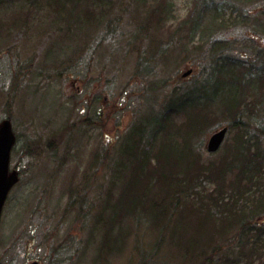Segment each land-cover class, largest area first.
Wrapping results in <instances>:
<instances>
[{
    "label": "rangeland",
    "instance_id": "374dc122",
    "mask_svg": "<svg viewBox=\"0 0 264 264\" xmlns=\"http://www.w3.org/2000/svg\"><path fill=\"white\" fill-rule=\"evenodd\" d=\"M76 2L66 4L58 18L47 0H0V122H13L18 141L12 162L21 171L1 221L0 249L7 253L2 262L25 264L28 257L47 264H206V257L220 249L210 264H264V217L243 231L227 223L224 236L210 233L217 224L223 230L224 224L213 225L216 215L225 205L230 214L238 198H230L236 190L228 181L246 184L238 174L235 178L234 159L244 145L237 131L229 133L218 154L206 150L209 137L230 116L218 106L220 99L200 100L208 102L205 113L211 116L209 126L194 136L203 141L205 156L194 152L193 158L201 160L192 158L178 171L196 178L185 197L186 220L179 225L182 246L176 247L172 234L166 249L157 246L154 226L122 220L123 212L111 222V210L101 209V198L108 199L104 193L111 194V208L120 191L133 185L136 173L130 172L143 156L154 163L165 144H184L185 131L177 127L188 116L178 112L167 119L164 113L174 92L182 96L202 79L197 61L210 53L195 48L219 39L233 58L244 61L262 50L258 65L264 68V0ZM133 33L140 34L133 39ZM105 35H110L107 40ZM141 54L154 61L156 70L142 72ZM219 54L218 59L225 57ZM248 68L235 71L242 79ZM190 69L193 74L184 78ZM232 73L231 68L226 79ZM251 85L243 101L255 95L258 86ZM202 111L201 106L193 110L195 116ZM260 112L264 115V108ZM257 145L264 147L261 141ZM214 164L229 170L228 184L214 195L224 196L226 203L208 212L206 205H213L207 197L216 184L201 167ZM155 165L160 166L158 160ZM166 186L156 193L168 201L172 191ZM135 188L139 191L142 183ZM20 236L31 243L12 240Z\"/></svg>",
    "mask_w": 264,
    "mask_h": 264
},
{
    "label": "trees",
    "instance_id": "16d2710c",
    "mask_svg": "<svg viewBox=\"0 0 264 264\" xmlns=\"http://www.w3.org/2000/svg\"><path fill=\"white\" fill-rule=\"evenodd\" d=\"M81 1L82 0H77L76 5ZM71 2H73V0H47V4L55 9L58 18L61 16L66 4H70ZM218 2H220V0H218ZM219 11L220 9L213 12L214 16H218ZM245 11H249V9L245 8ZM85 13L89 14L87 11H85ZM203 15L204 13H202L201 17ZM114 26L115 25L107 30L110 35L114 33ZM139 34L140 33H133L130 37L134 39ZM110 35H105L103 38L107 40ZM207 46L209 47L206 50ZM203 48L210 54L207 56V60L202 61L199 59L197 61V66L201 68L203 73L201 81L194 84L193 89L189 90L187 93L184 92L186 94L182 96L178 97L176 92H174V96L170 99L168 104L165 105L166 113H164V117H167V119L178 112H184L188 116V120L187 118L185 119L184 125L177 127L178 130L185 131L183 137L185 140L182 147L177 145L174 146L171 143L165 144L161 149L162 151L160 150L159 157H156L154 163H149L144 156L141 161H137L135 167H133V170L130 172V174L136 173L134 177L135 181L128 190L124 188L120 191L119 196L121 195V199L118 196L119 198L114 202V204L117 203V205L108 208V202L113 204L109 197L111 194L104 193V195H108V199L105 197L101 198L105 200L103 203L105 206L101 207V209L107 208L106 210H111V216H113L111 217V222L118 220L119 214L122 212L124 213L122 220H126L127 218L130 220L133 219L136 222H147L149 226H154L158 229V233L156 234V245H164V249L167 247L165 242L168 241L167 236L170 234L176 239V247L177 245L182 246V243H180L177 237L181 233L179 225L182 221L186 220L187 214L184 209V207H186V196L192 188L193 181L196 179L193 176H185L182 173L184 170L182 172L178 171L188 167L189 161L193 158L194 152H197V155L199 156H205L204 150L201 146L203 141L199 137L194 136L204 127L207 128L209 126L211 123V116H208L205 113V108L207 107L208 102L202 105L200 100L211 102V100L220 99L221 103L218 106L227 110V113L230 115L226 122H222L230 127L231 132L237 131V139L241 135L240 140H244V145H242L234 159L238 162L235 178L238 174L240 181L246 183L244 187L240 184L230 183L231 181H228L229 184L226 183V177L229 170H226L223 165L220 166L219 164H214V166L209 169L201 167L204 176H206V170L211 172L210 179L214 180L216 184L215 188L212 189V192L209 191L210 193L207 197V202L213 205L211 207L206 205L208 212L211 211L212 207L214 211H217V209L221 208L226 203L224 196L214 198L215 192H221L225 184L231 185V187L236 190L235 195L230 196V198L234 196L238 197L236 202H233L234 207L229 210L230 214H228V211H225V205L223 206L224 209L222 212L216 215L219 220L213 216L210 217V219L218 220L213 223V225H216L218 222L219 224H224L223 230H218V224L216 227L209 225L210 233L214 231L215 234H221L224 236L227 223H234L239 231H243L245 227L253 223L256 224L257 219L264 217V191H260V188L264 187V147L260 145L256 146V142L259 141L264 144V115L260 112V110L264 108V105H260V103H264V68H261L258 65V61L261 59L262 50H259L254 58L250 60V66H248L249 68L245 71L246 73L241 74L243 77L241 79L238 72L235 71V68H238L239 66L246 68L245 63L247 61L233 58L230 54V50L223 49L219 39L212 38L205 46H202L201 49H195L202 51ZM220 50H222V52H219ZM217 51L221 56L223 55L225 57L218 59L217 55L219 53L217 54ZM163 52L164 51H161L159 53V58L162 57L161 54ZM140 63V67L143 70L142 72H145L148 69L156 70L154 61H150L149 57L144 54H141ZM208 63L211 64L210 69ZM231 68L233 73L229 74L226 79L225 76H227L228 70ZM251 83H254V86H258L257 91L249 100L243 101L241 98H245L247 88L252 87ZM257 93L258 95L256 96ZM197 106L203 108V111L201 112L203 114L195 116L193 110ZM194 140H200L201 143L197 144ZM185 153L189 154V156L183 157L182 155ZM173 156L179 157L180 161L178 162L175 160ZM170 157L173 159L172 162ZM168 159L171 160L169 161ZM157 160L160 166L155 165ZM193 160L200 161L201 159L193 158ZM162 161L165 163L164 165ZM240 162L243 163V168H241ZM198 168H200V166H198ZM166 169H171L173 172H168ZM246 170H250L251 173H246ZM212 174H215V176H212ZM141 175H143V177L140 179ZM174 178L176 179L174 180ZM201 179L203 178L201 177ZM137 181L142 183V188L139 191L137 188L133 190ZM163 183L167 184L166 187L172 191V193L167 194L168 201L159 199L157 196L158 194L156 193V189L163 188ZM253 187H257L256 191H253ZM212 198L214 199L211 200ZM183 204L184 206L181 208V205ZM178 216L180 219L179 221H177ZM208 222L209 221L207 220V223ZM183 223L181 225H183ZM174 228L177 230L172 232V229ZM211 228H213V230H211ZM208 240L210 241V237ZM219 250L220 249L216 250L214 253ZM188 251L189 249L187 248L185 253L186 257L189 256L187 255ZM214 253L206 257L208 260L206 264L212 262L214 259Z\"/></svg>",
    "mask_w": 264,
    "mask_h": 264
},
{
    "label": "water",
    "instance_id": "95a60500",
    "mask_svg": "<svg viewBox=\"0 0 264 264\" xmlns=\"http://www.w3.org/2000/svg\"><path fill=\"white\" fill-rule=\"evenodd\" d=\"M191 73L192 71H189L184 76H189ZM228 130L225 127L211 136L208 142L210 153H216L221 148ZM14 143L15 136L11 122L6 120L0 126V216L9 191L18 182L17 174H8L10 153Z\"/></svg>",
    "mask_w": 264,
    "mask_h": 264
},
{
    "label": "flooded vegetation",
    "instance_id": "af4514ba",
    "mask_svg": "<svg viewBox=\"0 0 264 264\" xmlns=\"http://www.w3.org/2000/svg\"><path fill=\"white\" fill-rule=\"evenodd\" d=\"M25 234H30V233H25ZM12 240L15 242V241H17V244H19V243H22L24 246L26 245H28V244H30L31 242L30 241H27V240H25L24 239V236H20V237H12ZM1 244V243H0ZM7 256V253H2L1 252V249H0V257H6ZM22 258H23V256H21ZM34 262H39V263H41V264H47L46 262L44 263V262H40V261H38V260H34V259H32V258H28L27 257V260L25 261V264H29V263H34ZM0 263H2V264H6V263H4V262H2V260H1V258H0Z\"/></svg>",
    "mask_w": 264,
    "mask_h": 264
},
{
    "label": "bare ground",
    "instance_id": "6f19581e",
    "mask_svg": "<svg viewBox=\"0 0 264 264\" xmlns=\"http://www.w3.org/2000/svg\"><path fill=\"white\" fill-rule=\"evenodd\" d=\"M245 66L246 67H248V66H250V61H247L246 63H245ZM247 92V91H246ZM246 96H248V95H246ZM246 173H251V171L250 170H246Z\"/></svg>",
    "mask_w": 264,
    "mask_h": 264
}]
</instances>
